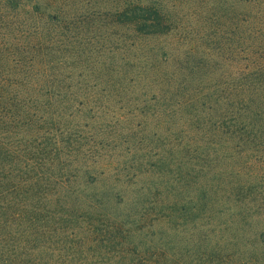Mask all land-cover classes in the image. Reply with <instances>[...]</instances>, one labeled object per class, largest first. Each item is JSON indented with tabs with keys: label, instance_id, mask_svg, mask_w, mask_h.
<instances>
[{
	"label": "trees",
	"instance_id": "1",
	"mask_svg": "<svg viewBox=\"0 0 264 264\" xmlns=\"http://www.w3.org/2000/svg\"><path fill=\"white\" fill-rule=\"evenodd\" d=\"M261 220L264 0H0V264H264Z\"/></svg>",
	"mask_w": 264,
	"mask_h": 264
},
{
	"label": "rangeland",
	"instance_id": "2",
	"mask_svg": "<svg viewBox=\"0 0 264 264\" xmlns=\"http://www.w3.org/2000/svg\"><path fill=\"white\" fill-rule=\"evenodd\" d=\"M192 27L197 28L199 30V32L201 33L202 29L200 28L199 24H198V26H192ZM172 40H174V37H168V39L159 40L157 43H160L162 45H169L172 42ZM145 45H146V43H145ZM188 48H189V50L192 49L193 54L191 56L195 57L197 60L203 59L207 64H209V60L214 59L213 54L215 51H211L209 46H206L205 43H199V42L194 43V42L190 41L187 45H185V49H188ZM183 51H184V48L182 46L178 47V51H177L178 53H182ZM221 163H224L223 167H226V168L224 170H223V168H221L223 170L222 171L223 175H222V179H220V181L223 182V184L228 185V183H231V177H230L231 164H230V166H227L226 161H221ZM106 179H110V178H106ZM147 181H150V179H147ZM104 185H106V184H104ZM104 185L101 182H98L97 184H94V186L86 187V189L88 192L93 191V190L96 192H101L103 190V188L106 187ZM140 187H141V185L138 184L136 187L125 188L124 198H129L131 195L130 191H132L134 189H139ZM141 192H143V190H141ZM224 207H227L230 209V214H227V213L226 214L231 215V209L233 207L231 197L226 203H224ZM219 219L224 224L220 225L219 228L215 227V229H213V230L211 227H209V229L211 228L210 230L209 229L203 230V232H204L205 236H207L208 242L210 243L209 245L217 244L218 245L217 247L220 249H224L225 251H227L225 248H228V250H231V242L228 243L230 245L225 246V244H227V241H231L230 240L231 239V232L233 233L235 230V227H236L235 221L236 220L233 217L228 218L227 216L226 217L225 216L220 217ZM263 224H264V221L261 220V225H263ZM231 225H234L233 228L231 227ZM254 233H255L254 229H252L246 233V237H249V241L254 239V236H253ZM258 233L259 232L257 231L255 236L258 237ZM227 239H229V240H227ZM255 245H257V244H255ZM248 247H250V246L247 243V248Z\"/></svg>",
	"mask_w": 264,
	"mask_h": 264
}]
</instances>
